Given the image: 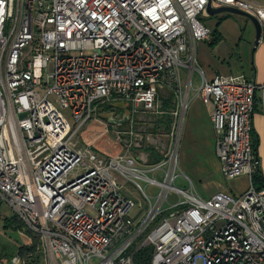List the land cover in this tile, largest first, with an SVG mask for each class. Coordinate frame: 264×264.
<instances>
[{"label": "built area", "instance_id": "2783aa9c", "mask_svg": "<svg viewBox=\"0 0 264 264\" xmlns=\"http://www.w3.org/2000/svg\"><path fill=\"white\" fill-rule=\"evenodd\" d=\"M208 1L264 27V6L247 0H0V202L38 237L50 264H134L144 247L152 249L148 264H264V188L252 185L251 137L256 92L264 113V84L202 78L197 94L212 108L222 177H245L247 189L201 199L172 186L196 45L210 38L201 20ZM162 88L175 95L164 161L102 158L72 143L101 104L156 114ZM117 176L149 204L139 223ZM140 181L159 188L154 204ZM171 193L172 206L184 208L141 239Z\"/></svg>", "mask_w": 264, "mask_h": 264}, {"label": "rangeland", "instance_id": "374dc122", "mask_svg": "<svg viewBox=\"0 0 264 264\" xmlns=\"http://www.w3.org/2000/svg\"><path fill=\"white\" fill-rule=\"evenodd\" d=\"M257 1L264 4V0H247ZM204 26H208V18L204 16L201 18ZM210 39V38H209ZM201 42L197 43V48ZM194 73V72H193ZM193 76V75H192ZM180 81L184 83V72H180ZM201 81H198L197 75L192 77L191 88L189 92V99L186 110L184 112L182 125L180 128L179 143L176 152V165L174 169L175 179L172 186L176 189L190 190L189 183L192 184L194 193L201 199H206L207 191L213 189L216 183H221L223 186L232 184L235 180L224 182L218 174H216L217 160L215 157V146L210 132L204 129L203 123L196 117L191 116L189 119V106L191 98L197 96ZM43 94V93H42ZM52 102L53 98L50 97ZM157 104L159 106L156 114L145 113L137 110L133 114L129 111L126 105L127 112H129L130 119L122 127H116L107 124L104 118H114L119 120L121 112H105L101 111V107L96 109L93 115L74 135L72 143L77 149L89 150L102 158H111L115 156H129L135 159L139 164L152 166L150 156L156 155L161 159V162L168 157L170 152V134L175 130L173 117L170 115L175 108V95L172 90L162 88L157 94ZM110 105V104H108ZM167 106L168 109L165 107ZM210 107V106H209ZM110 113H113L111 115ZM61 114L69 123L71 128L74 127L69 110H61ZM110 114V115H109ZM126 114V113H124ZM165 115L171 119V127L168 134H163L158 128L157 120ZM156 122V123H155ZM154 129H159L153 132ZM197 127V128H196ZM199 128V130H198ZM80 164L76 165L71 173L69 179L74 177L80 171ZM212 175L207 178V176ZM157 181L161 182L160 173L155 175ZM198 178L199 180H196ZM117 181L122 186L123 191L133 201V208L129 214L132 221L139 223L143 220L149 210V204L142 193L136 190L130 183L125 181L122 177L117 176ZM141 188L144 189L145 194L150 199V204H154L155 198L158 194L159 188L156 186H146L143 182H138ZM177 197L174 194H169L167 201L163 203L161 212L150 223L147 230L142 233L141 239L144 238L146 233L153 229L157 222L170 214L178 213L184 206H172L177 202ZM17 219L14 211L10 206L4 202H0V264H10L15 258L14 263L21 261L22 257L25 264H50L46 252L41 245H36L34 252L21 251L18 253L20 246L30 244L29 237L24 231H17L16 223L13 222L9 228L4 227L5 220ZM19 222V221H18ZM19 259V260H18Z\"/></svg>", "mask_w": 264, "mask_h": 264}, {"label": "crops", "instance_id": "0c3cea01", "mask_svg": "<svg viewBox=\"0 0 264 264\" xmlns=\"http://www.w3.org/2000/svg\"><path fill=\"white\" fill-rule=\"evenodd\" d=\"M249 2L264 6V4H260L257 1ZM206 16L208 18V26L205 27L209 29L210 33L216 30L219 35V40L213 47H209L208 45L211 38L199 44L195 56L194 73L192 75H197L198 81L202 80V78L212 80L215 77H219L230 78L237 83L253 82L257 85H263L264 29L257 46L254 47L255 31L250 22L245 18L232 14H221L212 17ZM190 103L189 119L193 116L203 123L204 129L210 132L215 146V135L210 121L211 106L203 105L198 96L192 97ZM251 125L258 170L264 180V113L260 105L259 92L255 93V105ZM216 160V174H218V177L224 182L232 181L225 180L222 177L217 157ZM211 176L210 174L207 178ZM196 180L199 179L196 178ZM233 180H235L234 183H227L224 186L221 183H216L217 185L213 189L207 191L208 193L205 198H209L219 192L233 196L242 194L248 187L247 178L240 177ZM187 181L190 190L194 192L192 184L189 180ZM19 258H21L20 264H25V261L22 260L23 258ZM14 260L15 258H13L10 264H15L16 262L14 263ZM17 263L19 264V261Z\"/></svg>", "mask_w": 264, "mask_h": 264}, {"label": "trees", "instance_id": "16d2710c", "mask_svg": "<svg viewBox=\"0 0 264 264\" xmlns=\"http://www.w3.org/2000/svg\"><path fill=\"white\" fill-rule=\"evenodd\" d=\"M210 42H209V47H213L214 45H216V43L218 42L219 40V35L217 34V31L216 30H213L211 33H210ZM110 104V105H108ZM116 104L118 103H112V102H109V103H106L104 105H102L101 107V111H107V112H117V111H120L121 114L123 113V111L119 108L116 107ZM100 108V106H99ZM98 108V109H99ZM166 109L167 106L165 107ZM120 114V115H121ZM171 119L169 116L165 115L163 118H159L157 120V123L158 125V128L160 129H154L153 127V132H156V131H161L163 134H168L169 133V130H170V127H171ZM156 123V122H155ZM122 127V126H121ZM252 137V148H253V152L255 154V142H254V138L253 136ZM161 159L162 158H159L158 156H156L155 154L154 155H151L150 156V164L151 165H156L158 163L161 162ZM252 185L255 189H263L264 188V180L262 179L260 173H259V170H258V167L256 169V171L254 172V174L252 175ZM16 223V228L15 230L17 231H24V233H26V235L29 237V240H30V244L29 245H26V246H20L19 250H18V253L21 254V251L24 250L25 252H34V250L36 249V245H39L40 246V242H39V239L36 235L32 234L31 232H29L20 222H18L17 219L13 218V220L9 221V220H5L4 222V227L5 228H9V227H13L12 224ZM151 251L152 249L150 247H144V248H141L140 250H138L136 252V254L134 255V264H148L149 262V259H150V256H151Z\"/></svg>", "mask_w": 264, "mask_h": 264}, {"label": "water", "instance_id": "95a60500", "mask_svg": "<svg viewBox=\"0 0 264 264\" xmlns=\"http://www.w3.org/2000/svg\"><path fill=\"white\" fill-rule=\"evenodd\" d=\"M205 13H206V15L211 16V17L221 15V14H232V15H237V16L245 18L248 22H250V24L254 28L255 37H254L253 45H254V47L257 46L264 28L259 24V22L256 20V18H254L253 16H251L245 12H242L240 10L233 9V8H227V7L211 8L209 1L207 3ZM116 107L123 111L120 119L116 120L114 118H109V117L104 118V119L107 122V124H109V125L121 127V126L125 125L126 122L129 121L130 116H129V112H127V110H126L127 108L125 106H123L122 104H116ZM124 113H126V114H124ZM110 114L113 115V113H110Z\"/></svg>", "mask_w": 264, "mask_h": 264}]
</instances>
